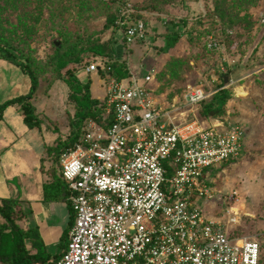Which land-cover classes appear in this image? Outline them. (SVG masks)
I'll return each instance as SVG.
<instances>
[{
    "label": "built area",
    "instance_id": "1",
    "mask_svg": "<svg viewBox=\"0 0 264 264\" xmlns=\"http://www.w3.org/2000/svg\"><path fill=\"white\" fill-rule=\"evenodd\" d=\"M135 13L130 3L117 4L126 48L148 39V24ZM104 68L95 60L84 73ZM155 75L108 77L102 119L85 121L81 137L60 155L74 223L55 264H259V240L233 236L229 221L203 207L219 193L214 173L244 150V125L200 120L196 112L208 97L200 87L182 103L155 100Z\"/></svg>",
    "mask_w": 264,
    "mask_h": 264
},
{
    "label": "rangeland",
    "instance_id": "2",
    "mask_svg": "<svg viewBox=\"0 0 264 264\" xmlns=\"http://www.w3.org/2000/svg\"><path fill=\"white\" fill-rule=\"evenodd\" d=\"M148 1L0 0V44L16 50L22 61L31 64L38 80L31 103L41 122L37 131L48 146L55 145L57 136L68 134L74 113L68 88L56 69L58 60L67 54L106 48L113 38L116 58L125 60L133 73L141 78L155 69L150 87L155 100L182 103L191 89L202 88L208 97L196 112L200 120L223 118L246 129L242 153L214 173L219 193L211 203L203 204L205 213L229 221L227 226L235 237L258 239L262 245L259 264H264V0H220L217 5L213 0H177L164 8L159 22L148 24L147 41L124 48L121 31L113 35L110 27H104L106 20L115 16L118 3L142 6ZM165 32L179 33L168 49ZM213 40L218 41V48L208 49ZM87 57L92 62V54ZM226 73L230 82L220 89ZM88 79L96 98L105 80L96 74ZM26 89L28 78L0 60V101ZM221 90L227 92L226 98L205 114L206 104ZM43 160L49 168L52 159L45 155ZM230 207H236L235 214Z\"/></svg>",
    "mask_w": 264,
    "mask_h": 264
},
{
    "label": "trees",
    "instance_id": "3",
    "mask_svg": "<svg viewBox=\"0 0 264 264\" xmlns=\"http://www.w3.org/2000/svg\"><path fill=\"white\" fill-rule=\"evenodd\" d=\"M176 1L177 0H150L142 6H134L132 4L131 6L136 11L134 15L135 19L142 20L146 24H149L153 22H159L164 16V8L174 5ZM219 1L220 0H213V3L217 5ZM207 12L209 13L208 10ZM115 20L116 14L114 17L106 20L104 25L105 28H111L113 35L119 29V26L115 24ZM174 26L177 27L176 25ZM149 32L150 31H148L147 34H149ZM178 34V32H173L170 34L166 33L165 47L167 49L171 47L178 39ZM112 39L107 42L106 48L97 46L83 51L80 50L77 55L70 56L67 54L64 56V58L59 59L56 63V69L58 71L60 80L68 88V100L74 106V113L69 119L70 131L68 134L65 137L57 136L54 146H44V151L47 156L52 159L53 165L50 167V169H47V174H49L53 180L43 188V195L45 199H54L55 196L59 195V191L62 192L61 195L63 196V199L67 198L68 192L66 187L64 183L61 182V179L56 175V163H58L60 155L69 148L73 147L81 137L83 133L82 128L85 121L89 119L100 121L103 117L104 95L100 98H94L91 95L92 80H87V77H85V80H83L80 78V76H77V73L79 75L80 72L84 71L83 64L89 62L87 55L92 54V61L102 60L104 62V70H100V73L98 72L100 74L99 76L98 73L96 74L98 79L102 78V80H106L109 77L115 80H121L129 76L130 67L128 63L125 62V60L120 61L116 58L115 49L111 46V43L114 42V40L111 42ZM147 40L148 39L145 41ZM122 41V44H124L123 39ZM0 60L17 67L20 72L29 80V89L26 94L18 95L0 103V121H2L5 109L8 107H17L24 125L29 130H39L41 122L38 118V115L36 114L34 106L31 103V100L38 89V80L32 70L30 62L27 60L22 61L19 58V54L16 50L1 44ZM229 82L230 76L228 73H226L221 77L219 84L220 89L228 85ZM99 87L100 89H104V85L102 84ZM226 96L227 92L225 90L217 92L212 97L211 102L206 104L203 112L207 115L212 113L215 109V106L223 102ZM208 120L213 119L209 118ZM24 216L25 213L23 212L18 200L13 198L0 199V264H44L47 261L44 252L40 253V249H42V247H39L37 243L33 242V240L36 238V235H34L30 230L24 231L17 224V221L22 220ZM73 223L74 214L72 212L71 220L63 236L64 239L68 236V232L71 229ZM27 241H32V244L28 246ZM62 254L58 255L59 259ZM53 263L55 264V262Z\"/></svg>",
    "mask_w": 264,
    "mask_h": 264
},
{
    "label": "crops",
    "instance_id": "4",
    "mask_svg": "<svg viewBox=\"0 0 264 264\" xmlns=\"http://www.w3.org/2000/svg\"><path fill=\"white\" fill-rule=\"evenodd\" d=\"M79 76L87 77L84 71ZM100 91L96 98L104 95V89ZM27 92L26 89L20 95ZM9 99L5 98L0 103ZM44 146L48 145L43 144L39 132L29 130L14 107L5 109L0 121V199L13 198L20 202L25 216L17 224L24 231L30 230L36 235L33 242L42 247L40 253L46 255L47 261L44 264H54L59 259L58 255L66 249L69 232L65 239L63 236L72 212L61 191L52 200L44 198L43 188L53 180L47 174V169L53 166L52 162L49 168L44 167L46 161L43 158L47 156ZM57 165L56 175L60 178ZM30 244L32 241L27 245Z\"/></svg>",
    "mask_w": 264,
    "mask_h": 264
},
{
    "label": "water",
    "instance_id": "5",
    "mask_svg": "<svg viewBox=\"0 0 264 264\" xmlns=\"http://www.w3.org/2000/svg\"><path fill=\"white\" fill-rule=\"evenodd\" d=\"M54 44H55L56 47L58 46V43L57 42H55Z\"/></svg>",
    "mask_w": 264,
    "mask_h": 264
}]
</instances>
